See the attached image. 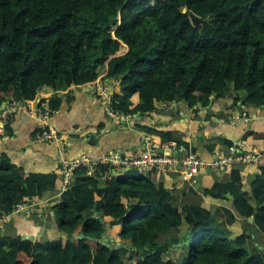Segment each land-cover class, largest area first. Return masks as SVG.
<instances>
[{"label":"trees","instance_id":"16d2710c","mask_svg":"<svg viewBox=\"0 0 264 264\" xmlns=\"http://www.w3.org/2000/svg\"><path fill=\"white\" fill-rule=\"evenodd\" d=\"M190 13L202 20L199 26ZM122 45L128 52L116 57ZM105 70L104 80L119 83L109 107L122 117L176 101L199 111L198 104L208 107L214 95L233 96L235 107L247 93L244 105L262 107L264 0H0V108L34 101L46 89L93 83ZM61 104L57 95L49 100L53 112ZM140 129L188 148L169 132ZM113 170L101 165L90 175L85 167L75 169L51 208L66 239L34 243L0 234V264H264V244L251 254L245 232L227 233L202 205H179L156 171L122 168L104 179ZM62 179V173L24 175L0 160V217L42 199ZM203 193L225 201L230 194L243 231L252 225L264 234V164L250 192L240 170L232 169ZM230 218L235 221L233 213ZM104 232L113 237L112 247L98 242Z\"/></svg>","mask_w":264,"mask_h":264},{"label":"crops","instance_id":"0c3cea01","mask_svg":"<svg viewBox=\"0 0 264 264\" xmlns=\"http://www.w3.org/2000/svg\"><path fill=\"white\" fill-rule=\"evenodd\" d=\"M120 52L116 57L125 55L128 47L122 45ZM106 74L105 70L93 83L72 86L56 93L46 89L34 101L3 104L0 108V160H7L24 175H29L62 173L64 162H73L84 156L99 160L105 155L120 152L122 158L129 161L141 156L148 147L153 149L155 155H163L165 152L161 145L166 142L159 136L142 131L140 127L143 126L169 132L188 144V148H185L176 141H170L178 145L173 154L185 155L193 151L206 163L213 161L218 153L229 154L232 148L240 153L258 151L263 155L258 164H241L219 171L202 169L196 184H192L182 172L154 170L157 181L163 182L174 192L179 205L198 201L215 216L227 215L230 218L231 213L236 215L231 204L233 199L227 195L228 201L212 199L203 190L211 188L215 182L226 181L232 169H239L244 189L250 192L251 188H246L251 186L260 164H264V139H246L245 135L248 132L264 134V106L249 107L240 99L233 107L234 97L228 96L219 100L215 98L212 105L206 108L202 106L203 109L199 108V111H192L185 102L176 101L159 104L154 112L147 115L111 116L108 114L109 104L114 92L119 91V83L115 79L104 80ZM55 95L61 98L62 104L58 111L53 112L49 124L61 134L62 141L36 143L34 134L40 124L36 109L40 102L49 101ZM137 99L135 96L133 101L138 102ZM220 100L224 102L220 103ZM243 113L249 116L250 121L233 123ZM208 115H211L209 119ZM7 124L10 125V133L6 131ZM225 141L233 142V147L227 149ZM121 169H114L110 175L119 174ZM62 183L59 180L56 187L42 199H29L27 203L35 205L30 214L12 216L0 227V234L41 242L48 233L50 207L59 202L62 194ZM239 219L235 221L243 220ZM106 237L114 242L113 237Z\"/></svg>","mask_w":264,"mask_h":264},{"label":"built area","instance_id":"2783aa9c","mask_svg":"<svg viewBox=\"0 0 264 264\" xmlns=\"http://www.w3.org/2000/svg\"><path fill=\"white\" fill-rule=\"evenodd\" d=\"M40 124L34 134V141L36 143H60L62 141L61 134L52 128L49 124V119L53 114V111L49 107V101L40 102L39 107L36 109ZM108 114L111 116L115 115L110 109ZM250 121L249 116L243 113L238 120H233V123ZM163 155H155L153 149L148 147L145 152L132 160H124L120 152L111 153L103 156L99 160H94L91 157L84 156L73 162H64L62 164V192L66 191L73 180V173L75 169L85 167L88 169L90 175H94L100 168L101 165H110L114 169L127 168V169H139L144 172H151L154 170H162L166 172L179 171L182 172L192 184L197 183V177L202 169L211 170H224L236 167L237 165H256L258 164L263 155L256 152L240 153L236 149L232 148L229 154H216L213 161L206 163L203 161L198 154L193 151H189L185 155H179L177 152L173 154V151L178 149L177 143L166 142L161 145ZM110 173L105 172L103 174L104 179L108 178ZM34 204L22 203L17 205L13 212L5 214L0 217V227H2L12 216L14 215H29Z\"/></svg>","mask_w":264,"mask_h":264},{"label":"rangeland","instance_id":"374dc122","mask_svg":"<svg viewBox=\"0 0 264 264\" xmlns=\"http://www.w3.org/2000/svg\"><path fill=\"white\" fill-rule=\"evenodd\" d=\"M120 53H122V51ZM219 102L221 103L224 101L220 100ZM209 111H211V110H209ZM250 188H251V186L249 185V188H246V189L250 190ZM55 203H56V201L54 202V204ZM189 203L197 204V205L203 204V203H199L198 201L197 202L192 201ZM50 212H51L50 219H48L49 222L47 223L48 233L40 240L42 243H46L48 241H53V240H58V239L65 240L67 237L63 232H61L57 228V220L59 219V215L57 213H55V211L53 209H51V207H50ZM234 217H235V219L236 218L239 219V217L235 214H234ZM215 219H216V224L220 226L221 223H223L224 226L222 225L223 226L222 228H225V231H227V233L228 232H230V234L232 233V236H234L236 234H240L242 232H245L246 235H248L250 237L248 240L247 248L251 254H255L254 247L259 246L260 244H264V234L261 233L256 227L251 225V226H248V228L243 231L244 226H245L244 220L239 221L240 220L239 219L238 221L237 220L236 221H232V220L230 221V218L227 215H224L222 217L215 216ZM161 240H162V238H161ZM261 247L262 246H260V248Z\"/></svg>","mask_w":264,"mask_h":264},{"label":"water","instance_id":"95a60500","mask_svg":"<svg viewBox=\"0 0 264 264\" xmlns=\"http://www.w3.org/2000/svg\"><path fill=\"white\" fill-rule=\"evenodd\" d=\"M190 17H191L194 25L199 26L201 24L202 20L200 18H198L197 16H195L193 13H190ZM121 78H122V76H119V79H121ZM247 97H248L247 93L243 94L242 97H241V101L242 102H246ZM215 98H216V95H214V96L211 97L210 105L213 104V101H214ZM198 108L203 109L201 103L198 104ZM193 110L194 109H192V111ZM0 113H1V110H0ZM227 197L230 198V199H233V197L231 195H227ZM248 222L250 224H253L254 223V219L253 218H250L248 220ZM82 237L83 236H80V238H82ZM33 242L36 243V241H33ZM98 242L99 243H102L104 246H107V247H112L111 245L113 244V242H110V240L105 236V232L102 234V239L98 240ZM116 245H117V247H120L121 246V243H116ZM260 249L263 250V247H261ZM139 253H143V251H139Z\"/></svg>","mask_w":264,"mask_h":264}]
</instances>
